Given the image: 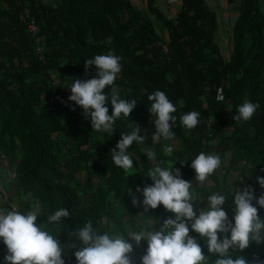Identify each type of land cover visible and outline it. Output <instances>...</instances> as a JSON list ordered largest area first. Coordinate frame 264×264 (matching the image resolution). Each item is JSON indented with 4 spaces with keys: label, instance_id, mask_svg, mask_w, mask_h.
Masks as SVG:
<instances>
[{
    "label": "trees",
    "instance_id": "1",
    "mask_svg": "<svg viewBox=\"0 0 264 264\" xmlns=\"http://www.w3.org/2000/svg\"><path fill=\"white\" fill-rule=\"evenodd\" d=\"M220 1L0 0V158L14 166L11 204L28 210L23 197L32 193L42 209L38 225L59 208L68 209L69 218L48 226L65 248L67 232L86 222L94 230L126 235L147 226L150 217L155 230L173 215L162 205L144 213L142 202L134 207L129 195L152 183L150 168L166 166L160 155L165 140L129 147L134 168L127 172L111 159V149L131 131L132 122L140 135L151 138L155 117L148 95L157 90L177 108L176 155L221 154L227 158L224 176H230L220 182L216 174L212 180L223 194L225 187L232 188L230 177L240 186L235 188L251 185L256 197L264 194L256 179L264 177V0ZM31 20L44 39L42 59L36 53L37 35L27 28ZM108 52L122 57L115 80L120 97L137 100L128 119L122 115L116 121L113 135L92 129L83 109L68 100L67 87L72 79L93 78L95 66L86 73L84 61ZM245 100L258 105L254 116L233 120ZM191 111L200 113V123L186 130L179 117ZM148 148H155L154 162L145 157ZM224 206L231 220L232 205ZM257 207L264 219V208ZM195 238L209 255L205 242L198 234ZM253 244L241 253L249 264L254 256L264 261V243ZM133 247L132 260L140 264L136 257L145 254L147 242H133ZM76 250L66 249L65 264H77ZM0 251V264H6V246ZM214 261L210 256L208 264Z\"/></svg>",
    "mask_w": 264,
    "mask_h": 264
},
{
    "label": "clouds",
    "instance_id": "2",
    "mask_svg": "<svg viewBox=\"0 0 264 264\" xmlns=\"http://www.w3.org/2000/svg\"><path fill=\"white\" fill-rule=\"evenodd\" d=\"M121 60L122 57L113 52L95 55L84 61L86 73L95 66L94 77L72 79V83L67 86L71 93L68 100L83 109V113L90 118L92 129L111 135L115 131L116 121L122 115L128 119L137 103L135 99H122L120 89L115 86V80L122 69ZM106 88L110 89V95L106 93ZM217 99L222 100L223 96L218 94ZM109 100L111 107L108 106ZM148 100L151 102L149 111L152 118L155 117L152 119V144L159 143L161 139L174 142L175 132L172 128L177 123V117L173 115L177 111L176 106L160 90L149 94ZM257 107V104L245 100L238 107L233 120H251ZM199 117V112L191 111L181 115L179 122L186 130H191L200 123ZM140 132L139 125L132 122L131 131L121 134L117 144L111 149L114 165L126 172L134 166L133 158L128 152L129 147L134 142L145 145L147 137L140 135ZM162 151L164 156L172 155L174 143H165ZM156 156L155 150L146 153L150 161H155ZM180 162L182 165L186 164ZM220 166L221 158L215 153L200 152L190 162V167L195 171V181L200 184H204L212 174H217L218 179L224 176L220 173H224L227 164L221 169ZM147 176L152 183L136 189L137 192H142L144 213L162 205L172 216L159 223L155 230L153 225L156 223L149 216L147 226L126 235L94 230L92 223L86 222L74 231L67 232V248L57 238L59 234L54 235L48 226H59L63 219L69 218L68 209L59 208L46 217L45 223L38 225L37 220L42 209L38 202H33L32 193L29 192L23 197L29 203L28 210L23 212L16 204H11L13 198L6 197L11 207H0V240L7 249L4 261L6 264H65L63 254L66 249H78L74 252L77 264H134L131 257L134 251L133 242L140 246L142 241H146L145 254L136 257L140 264H208L210 256L215 257L214 264H249L248 259L241 253L256 245L254 242L264 243V219L259 215L257 207L264 208V194L256 197L255 189L251 185L235 188L240 186L232 181L229 186L233 188L230 189L233 194L231 201L232 196L226 199L222 189L209 196H195L192 181L181 178L180 168L174 169L173 165L162 167L156 164L149 169ZM8 179L9 182L14 180L15 173L9 172ZM256 179L260 187L264 188V177L258 176ZM129 195L134 207L141 206V201L131 190ZM225 202L226 206L232 205L234 215L231 220L227 207L224 206ZM195 206L201 208L197 209ZM196 234L205 242L209 255L204 253L195 238ZM237 251L240 254H231ZM252 264H264V261L254 256Z\"/></svg>",
    "mask_w": 264,
    "mask_h": 264
},
{
    "label": "crops",
    "instance_id": "3",
    "mask_svg": "<svg viewBox=\"0 0 264 264\" xmlns=\"http://www.w3.org/2000/svg\"><path fill=\"white\" fill-rule=\"evenodd\" d=\"M162 1L164 0H157L158 3H161ZM223 1V0H221ZM164 144L165 143H169V141H164L163 142ZM174 143V152L172 155L170 156H163V157H169V159L165 160V161H169L168 165H166L165 167H168V166H171L173 165V168H180L181 170V178L185 179V180H188V181H192L193 183V187H198V191H195L193 190L192 188V191L194 192L195 196L196 195H203V196H209L211 195L212 193H216V190H218V187L215 185V182L212 180V177L215 176L214 174H212L211 176H209V178L207 179V181L204 183V184H200L199 182H196L195 181V171L190 167V162L194 159V158H191V156H189V159H186L185 157H188V156H183V157H179V155H176V151L179 147V141L177 139L174 140V142L170 141V144H173ZM220 158H221V166H220V169L225 165L226 166V161H224V159L226 157L222 156L221 154L218 155ZM180 161H183L185 162L186 164H181ZM154 162V161H152ZM233 176V175H232ZM232 178L233 177H230V181H229V184L231 185L232 184ZM223 187V186H221ZM234 187V186H233ZM15 190L10 193L9 197L12 199L15 197ZM2 206H4L3 204H1Z\"/></svg>",
    "mask_w": 264,
    "mask_h": 264
},
{
    "label": "rangeland",
    "instance_id": "4",
    "mask_svg": "<svg viewBox=\"0 0 264 264\" xmlns=\"http://www.w3.org/2000/svg\"><path fill=\"white\" fill-rule=\"evenodd\" d=\"M222 2L223 1H220V3H222ZM218 38H219V36H218ZM145 133L146 132H143L142 134H145ZM150 139H151L150 137L147 138V141H149ZM135 144H137V143H135ZM145 144H146V141H145ZM163 145H164V143L163 142H160V148H161V150L163 148ZM144 149L145 148H143L142 151ZM149 150H150V148H148V151ZM153 150H155V148H153ZM161 154H163V151L160 153V155ZM145 157H146V154H145ZM167 159H169V157H164V160H167ZM226 160H227V158L224 159V161H226ZM236 162H237V160H236ZM164 163L166 165H168L169 161H164ZM256 163H257V160H256ZM10 164L11 163L8 161L7 158H5V157H2V159L0 158V207H6V208H9V202L6 200V197H7V199H11L9 197V195L12 192V190L13 191L15 190L14 180H12L11 182H9V179H8V173L9 172H12V171H10V169L12 167H14V166H11ZM235 164H237V163H234V164H231V165L236 167L237 165H235ZM247 166L249 167V165H247ZM133 168H134V166H133ZM220 174L221 175H224L225 174V171H224V173H220ZM229 176H230V173L227 172V175L226 176H221L220 177V182H222L224 179H227ZM132 193H134L135 196L138 197L139 200L142 202V200H143L142 192H137L136 191V192H132ZM224 195L226 196V199H227L228 196H233L232 192L230 190H228L226 187H225V194ZM1 204H3L4 206H2ZM0 247H5L3 245L2 240H0Z\"/></svg>",
    "mask_w": 264,
    "mask_h": 264
},
{
    "label": "built area",
    "instance_id": "5",
    "mask_svg": "<svg viewBox=\"0 0 264 264\" xmlns=\"http://www.w3.org/2000/svg\"><path fill=\"white\" fill-rule=\"evenodd\" d=\"M28 28V31L34 36V35H37V38H36V41L37 43L39 44V48L37 50V54H38V57L39 58H43V53H42V44L44 45V39L43 37H39V28L38 26L35 24V21L34 20H31V22L29 23V25L27 26ZM158 45L160 47H162V51H166V46L164 45V43L162 42H158Z\"/></svg>",
    "mask_w": 264,
    "mask_h": 264
}]
</instances>
